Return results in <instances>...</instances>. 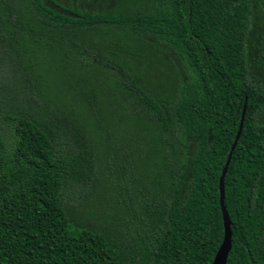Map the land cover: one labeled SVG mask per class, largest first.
Masks as SVG:
<instances>
[{
	"label": "trees",
	"instance_id": "16d2710c",
	"mask_svg": "<svg viewBox=\"0 0 264 264\" xmlns=\"http://www.w3.org/2000/svg\"><path fill=\"white\" fill-rule=\"evenodd\" d=\"M263 72L264 0H0V264H211L245 98L226 264H264Z\"/></svg>",
	"mask_w": 264,
	"mask_h": 264
},
{
	"label": "water",
	"instance_id": "95a60500",
	"mask_svg": "<svg viewBox=\"0 0 264 264\" xmlns=\"http://www.w3.org/2000/svg\"><path fill=\"white\" fill-rule=\"evenodd\" d=\"M245 110H246V98L243 104V108H242V112H241V116H240V121H239V126H238V130L236 132V136L234 138V141L230 147V151L228 153L226 162L222 168V172L220 174L219 177V202H220V207H221V213H222V221H223V228H224V232H223V239L214 255V258L211 262V264H226L227 262V257H228V253L230 251L231 248V219L229 217L228 211L226 209L225 203H224V177L225 174L227 172V168L230 162V157L232 154L233 149L235 148V145L239 139L240 133H241V129L243 126V121H244V115H245Z\"/></svg>",
	"mask_w": 264,
	"mask_h": 264
},
{
	"label": "rangeland",
	"instance_id": "374dc122",
	"mask_svg": "<svg viewBox=\"0 0 264 264\" xmlns=\"http://www.w3.org/2000/svg\"><path fill=\"white\" fill-rule=\"evenodd\" d=\"M62 3H63V5H66V4H67V2H62ZM83 3H84V4H87L88 2H83ZM91 36H92V35H91ZM92 38L96 40V38H95L94 36H92ZM150 63H151V65H153L154 63H155V65L157 64V63L154 62V61H150ZM152 70H153V72L151 73V76H152V77H155V76H157L158 78H162V77H166V78H167V77H170L169 73H167V72H163V73H162V71L160 70V68H159L158 66L152 68ZM144 71H145V70H144ZM147 71H148V70H147ZM84 72H85V75H91V76H93L92 73L87 72L86 70H85ZM145 73H146V71H145ZM146 78H149L148 74L146 75ZM261 79L264 80V72L261 74ZM113 111L115 112L116 109L114 108ZM135 171H142L141 174H143V172H146V171H144L143 166L140 167V168H138V169H136V170H135V167H132V169H131V172H132L133 174H135V175H138V173L140 174V172H135Z\"/></svg>",
	"mask_w": 264,
	"mask_h": 264
}]
</instances>
